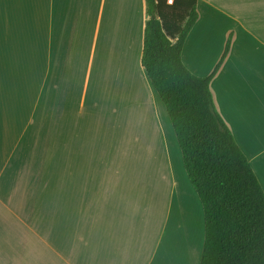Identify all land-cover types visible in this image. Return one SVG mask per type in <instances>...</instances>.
<instances>
[{
    "label": "crops",
    "instance_id": "0c3cea01",
    "mask_svg": "<svg viewBox=\"0 0 264 264\" xmlns=\"http://www.w3.org/2000/svg\"><path fill=\"white\" fill-rule=\"evenodd\" d=\"M181 59L264 192V0H196ZM145 0H0V264H199L203 209L141 65Z\"/></svg>",
    "mask_w": 264,
    "mask_h": 264
},
{
    "label": "trees",
    "instance_id": "16d2710c",
    "mask_svg": "<svg viewBox=\"0 0 264 264\" xmlns=\"http://www.w3.org/2000/svg\"><path fill=\"white\" fill-rule=\"evenodd\" d=\"M141 65L161 98L187 177L203 209L199 264H264V192L246 156L219 115L210 81L193 74L181 51L198 13L196 0H145Z\"/></svg>",
    "mask_w": 264,
    "mask_h": 264
},
{
    "label": "built area",
    "instance_id": "2783aa9c",
    "mask_svg": "<svg viewBox=\"0 0 264 264\" xmlns=\"http://www.w3.org/2000/svg\"><path fill=\"white\" fill-rule=\"evenodd\" d=\"M174 0H165L167 4H172Z\"/></svg>",
    "mask_w": 264,
    "mask_h": 264
}]
</instances>
